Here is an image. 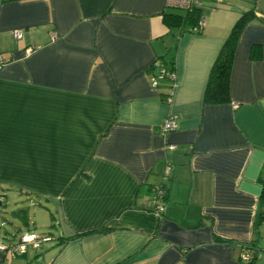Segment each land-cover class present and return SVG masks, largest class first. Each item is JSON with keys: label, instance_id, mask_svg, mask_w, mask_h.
<instances>
[{"label": "crops", "instance_id": "1", "mask_svg": "<svg viewBox=\"0 0 264 264\" xmlns=\"http://www.w3.org/2000/svg\"><path fill=\"white\" fill-rule=\"evenodd\" d=\"M226 3L180 31L165 0H0V196H23L10 216L27 228L30 206L48 210L55 233L38 260L0 239V264H248L243 250L264 264V0L246 1L230 100L208 103L243 12ZM162 55L169 102L168 81H150ZM167 115L177 126L161 133Z\"/></svg>", "mask_w": 264, "mask_h": 264}, {"label": "trees", "instance_id": "2", "mask_svg": "<svg viewBox=\"0 0 264 264\" xmlns=\"http://www.w3.org/2000/svg\"><path fill=\"white\" fill-rule=\"evenodd\" d=\"M252 8L243 11L233 23L228 36L224 42L223 47L219 51L208 75L206 88L204 91V101L208 103H225L230 100V71L232 66V60L234 56V50L236 42L242 28L253 18ZM163 20L169 28L176 27L180 31L191 30V27L196 25L199 20H203L201 8L194 9L192 11H165L163 13ZM3 63L6 59L0 54ZM152 67L155 69L153 73L159 69L164 70V75L167 76L171 71H175L174 57L172 56H160L154 62ZM167 92V91H166ZM165 92V93H166ZM167 178V177H166ZM163 185H160V187ZM164 187V186H163ZM165 190V188H164ZM261 202L264 204V193H262ZM105 228H99L92 231H103ZM91 232V231H90ZM72 236L60 237V243L71 239ZM251 248V247H250ZM38 255H36L37 257ZM248 264L252 263V259L247 261Z\"/></svg>", "mask_w": 264, "mask_h": 264}, {"label": "built area", "instance_id": "3", "mask_svg": "<svg viewBox=\"0 0 264 264\" xmlns=\"http://www.w3.org/2000/svg\"><path fill=\"white\" fill-rule=\"evenodd\" d=\"M224 0H165V6L168 8L179 9L183 11H192L194 9L201 8L205 4H211L213 6H217L223 3ZM203 25V20H199L196 25L191 27L192 31H199ZM14 36L19 38L21 36L22 30L21 29H13L12 30ZM3 64L2 58H0V68ZM160 80H167L168 81V88L167 92L164 94L165 100L170 101L171 93L173 90V86L176 82V71H171L169 75H164V70L159 69L155 73L150 75V81L152 86L157 87ZM177 126V120L173 115H167L162 123L160 124V131L161 133H166L170 130L175 129ZM170 169L169 166L166 167L163 179H166ZM165 197V190L164 187L160 185L154 187L153 189V199L156 202V210L158 213L163 209V199ZM51 237L49 236H39L36 234L29 233L27 231H23L18 239L17 242L11 245V254H21L26 252L27 246L32 245L33 247H37L41 242L49 241ZM2 249H7L5 246L0 245ZM243 261H249L251 259V253L249 250H243L240 255Z\"/></svg>", "mask_w": 264, "mask_h": 264}, {"label": "rangeland", "instance_id": "4", "mask_svg": "<svg viewBox=\"0 0 264 264\" xmlns=\"http://www.w3.org/2000/svg\"><path fill=\"white\" fill-rule=\"evenodd\" d=\"M227 1V5L229 7H231L234 10H238L237 8H241L240 10H245L246 8H248L246 1L247 0H226ZM207 5H203L202 6V11L203 14H207ZM245 6V8L243 7ZM167 10L169 11H181L179 9H173V8H167ZM0 194H2V192L0 191ZM20 194L15 193H9L7 196H0V199H3V205L0 206V239L2 238H8L10 240V242H14L16 241L21 233L24 231V229H28L29 231H31L32 233H35L39 236H41L44 233H48V232H53L52 228L49 227V211L48 210H42L40 208H36L35 206H30L29 207V217H30V221L31 226L30 228H27L23 225H21L19 223V220L17 219H13L12 216H10V212L13 209H16L18 206H22V202L20 201L21 199ZM52 213H54L53 210H51ZM23 230V231H21ZM55 234V233H54ZM46 246L45 242H41L39 248H31L29 246L28 248V252H27V257L31 259H39V255H41V253L38 254L37 257H34V253L36 250H38L37 252L42 251V248Z\"/></svg>", "mask_w": 264, "mask_h": 264}]
</instances>
